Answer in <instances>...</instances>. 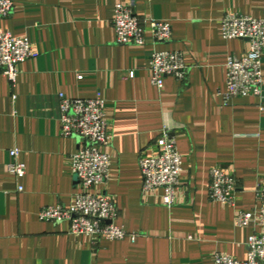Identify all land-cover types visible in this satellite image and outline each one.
<instances>
[{
    "label": "crops",
    "instance_id": "0c3cea01",
    "mask_svg": "<svg viewBox=\"0 0 264 264\" xmlns=\"http://www.w3.org/2000/svg\"><path fill=\"white\" fill-rule=\"evenodd\" d=\"M13 2L0 29L27 37L37 56L17 65L13 84L0 71V264H213L216 252L245 259L252 227L235 226L234 213L254 207L264 174V50L262 96L224 102L226 61L244 55L248 42L222 38L220 20L228 12L264 18V0ZM117 3L131 5L143 22V44L115 42ZM149 19L170 23L171 39L155 43ZM153 49L180 51L185 81L167 76L161 89L152 85ZM97 93L112 138L101 147L110 156L107 179L90 191L113 199L114 222L134 234L120 240L73 235L66 221L38 218L44 206L70 205L79 189L70 155L80 140L60 133L59 94ZM165 128L182 156L170 207L161 188L142 192L139 169ZM12 148L25 165L21 179L6 170ZM214 166L233 173L234 205L209 199Z\"/></svg>",
    "mask_w": 264,
    "mask_h": 264
},
{
    "label": "built area",
    "instance_id": "2783aa9c",
    "mask_svg": "<svg viewBox=\"0 0 264 264\" xmlns=\"http://www.w3.org/2000/svg\"><path fill=\"white\" fill-rule=\"evenodd\" d=\"M13 0H0V18L7 17L13 10ZM112 24L115 42L120 45H141L144 42L143 22L131 5L117 3L114 7ZM151 35L155 43L171 39L172 28L166 21L149 19ZM220 33L224 39H245L248 48L241 57L229 56L226 61L224 102L234 97L262 96V55L264 50V18H254L238 12H228L220 20ZM29 39L13 36L0 29V71L13 84L17 76V65L36 57ZM150 83L161 89L164 78L173 77L185 81L188 66L180 51L153 49L148 67ZM133 73H130L132 75ZM60 133L64 137H78L80 147L70 155L71 172L78 179L79 189L74 201L68 205L44 206L38 211L42 221L68 223V232L73 235H89L95 238L123 239L134 237L123 226L114 222L118 215L113 199L107 195L91 192V188L106 181L110 156L101 151L111 142L104 118V99L100 93L91 98H69L59 94ZM157 152L141 156L139 169L142 177V192L156 188L163 190L162 201L170 207L176 202L179 175L182 171V156L177 150L174 135L163 129L155 140ZM10 161L7 172L21 179L25 165L18 160L19 150H9ZM208 197L211 201L234 205L237 181L233 173L219 166L209 171ZM23 187L18 185L17 190ZM255 205L251 210L236 209L234 224L237 227L251 226L247 240L245 259L216 252L213 264H264V174L256 184Z\"/></svg>",
    "mask_w": 264,
    "mask_h": 264
},
{
    "label": "water",
    "instance_id": "95a60500",
    "mask_svg": "<svg viewBox=\"0 0 264 264\" xmlns=\"http://www.w3.org/2000/svg\"><path fill=\"white\" fill-rule=\"evenodd\" d=\"M77 181H78V179H77Z\"/></svg>",
    "mask_w": 264,
    "mask_h": 264
}]
</instances>
